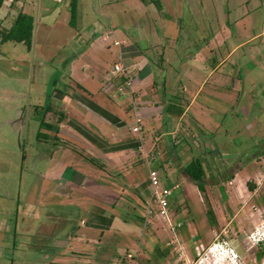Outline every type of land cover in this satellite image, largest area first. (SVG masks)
Here are the masks:
<instances>
[{
  "label": "rangeland",
  "instance_id": "obj_1",
  "mask_svg": "<svg viewBox=\"0 0 264 264\" xmlns=\"http://www.w3.org/2000/svg\"><path fill=\"white\" fill-rule=\"evenodd\" d=\"M78 3L75 25L69 23L67 0H4L0 7L1 28H9L19 11L32 15L35 25L30 48L22 42H0V264H49L56 252L71 254L69 248L57 247L66 228L81 236L87 216L80 201L66 197L61 205L51 203L56 181L43 179L47 160L36 157L42 146L52 145H44L37 133L45 132L42 120L52 122L46 106H53L62 93H70V60L86 51L84 59L97 57L100 65L110 66L116 53L114 37L136 43L143 56H150L147 59L159 84L165 78L166 86L177 87L180 80V96L170 90L169 98L179 99L183 107L192 100L185 117L171 120L175 128L180 123V165L198 158L200 147L219 141L225 161L231 153L235 159L241 156L245 171L264 169L252 160L264 149V136L257 132L264 121L250 118L252 113L259 116L257 108L252 111L251 95L264 82V0H160L161 10L147 0ZM105 35L108 38L103 39ZM84 59L76 61L80 69L91 65ZM84 71L90 72V67ZM231 81L233 109L220 116L201 98L209 92L219 96ZM241 105L249 111L250 130L242 128ZM184 128L193 136L181 138ZM215 164L205 170L213 172L210 178L217 181L215 185L224 182L219 189L222 203L228 199L223 192L225 177L235 165ZM136 169L140 176L146 175L144 165ZM158 175L162 187L179 185L170 197L173 220L180 224L177 241L169 243L172 232L146 216V200L138 201L140 206L135 205L130 215L127 209H119L130 201L120 200L112 208L105 207L121 211L118 217L127 222L118 225L112 246L96 247L86 255L92 264H99L100 257L106 264H264V210L255 213L257 225L244 228L239 223V218L248 221L244 215L235 216L228 225L232 214L226 213L223 203L219 215L214 212L216 222H211L206 213L209 204L201 193L204 208L195 209L189 201L185 213L190 214L184 216L181 200L190 179L176 160L163 164ZM232 200L233 208H239V202ZM259 202L264 204V193ZM238 229H242L241 238L236 235ZM75 264L84 263L77 260Z\"/></svg>",
  "mask_w": 264,
  "mask_h": 264
},
{
  "label": "crops",
  "instance_id": "obj_2",
  "mask_svg": "<svg viewBox=\"0 0 264 264\" xmlns=\"http://www.w3.org/2000/svg\"><path fill=\"white\" fill-rule=\"evenodd\" d=\"M67 1L69 3V0ZM110 34H112L111 31ZM105 38L108 36L105 35L103 39ZM114 40H118L121 45L113 44L116 53L108 67L100 65L97 57L84 59L88 57L86 51L79 52L77 57L70 60L67 68L69 81L67 86L70 93L65 92L55 97L49 111V114H52V122L48 123L55 124L56 128H42L46 136L42 137L41 141L44 145L48 142L52 146L49 148L42 146L36 158L47 160V170L43 171V179L56 181L51 203L61 205L65 201L64 198L70 197L69 200L80 201L87 216L84 222L85 228L80 237L72 227H68L65 229V238L57 245V247L69 248L71 254L64 255L56 252V255L49 260V264H75L77 260H81L84 264H92V258L86 255L94 251L96 247L98 250H103L106 246H112L116 241L115 230L118 225L121 223L125 225L127 222L126 219L122 220L118 217L121 211L107 209L105 205L112 208L117 201L128 199L130 202L124 201L125 204L119 209H127V215L132 214L135 205L140 206L141 202H145L150 195L149 168L156 169L159 173V168L163 164L176 160L179 170L180 166L183 170L192 160L190 159L185 165H180L178 153L180 130L177 129L180 128V123H176L177 128L171 123V120L175 118L180 120L185 117L186 110L192 102L191 100L183 107L179 99L176 101L169 98L174 92L177 93L176 97L180 96V80L177 87L176 85L166 86L165 78L159 84L153 77L154 71L147 59H151L149 55L143 56L136 43L123 41L122 43L116 37ZM118 53H121L122 64L128 73L130 85H126V77L122 73H112V66L116 62ZM80 58L87 60V63L91 65L83 64L80 69L76 64ZM87 67H90L88 73L84 71ZM263 84L264 82H260V85L255 86V93L251 95L252 111L256 108L259 110L258 117L253 113L250 114L253 122L260 123V119L264 121ZM219 85L227 88V85ZM253 86L254 84L251 87ZM232 87L233 81L228 86V90L219 91V96L216 92H209L201 99L220 116L226 115L233 109ZM168 102L171 103L168 104ZM239 111L242 128L252 129L251 119L247 118L248 109L241 105ZM135 115L140 119L138 124L142 141L132 130L135 126ZM188 130L184 128L185 134L181 138L184 139L187 134L189 137L193 136ZM257 132L264 136V123ZM216 134L219 135V133ZM223 148V144L219 141L206 148L200 147L202 152L198 159L206 177L203 195L208 198L209 207L217 215H219L218 208L220 209L225 203L226 213L232 214L228 225L234 223L235 216L242 218V215L248 221L245 223V220L239 218L241 226L249 228L257 225L255 213L264 210V204L259 202L260 195L264 193V169H257L254 172L245 171L241 156L235 159V155H230L231 153H229L230 160L225 161L226 155L221 152ZM151 150L153 151L151 162L147 164L144 160V152ZM252 160L264 168V149L253 156ZM217 161L235 165L229 178L225 177L227 187L223 192L228 199L222 203L223 196L219 189L224 182L219 181L220 184L215 185L217 181L212 182L213 179L210 178L213 172L205 170L210 163L215 164ZM139 165L145 166L146 175L140 176L137 173L136 168ZM247 184L251 186V189L247 187ZM187 185L188 191H183L185 198L181 200V203L184 201L181 205L184 216L190 214L185 213L189 201L195 209L204 208L201 192L198 189V193L194 192L193 187L196 186L192 182ZM188 194L194 199H191ZM233 198L239 202L237 209L233 208ZM138 201L141 202L138 203ZM73 203L75 202L71 204ZM252 207L255 210H252ZM189 225L188 223V227ZM236 231V235L239 234L237 237L241 238L242 229ZM95 233L99 235L95 236ZM57 239L54 237L55 241ZM97 260L99 264H106V260L104 263L102 257Z\"/></svg>",
  "mask_w": 264,
  "mask_h": 264
},
{
  "label": "trees",
  "instance_id": "obj_3",
  "mask_svg": "<svg viewBox=\"0 0 264 264\" xmlns=\"http://www.w3.org/2000/svg\"><path fill=\"white\" fill-rule=\"evenodd\" d=\"M3 1L4 0H0V7L2 6ZM147 1L150 4L153 3L156 6L157 10H161L162 5L160 3V0H147ZM68 8L70 12L69 23L71 25H75L78 16V0H69ZM33 26H34L33 16L23 11H19L9 28L0 27V42H5V41L22 42L28 48H30L33 38ZM50 110H51V105H47L45 111L49 112ZM40 127L45 129H55L56 125L42 120L40 123ZM37 136L45 137L46 134L39 131L37 133ZM183 171L185 175L190 179V181L203 194L204 186L206 184V177L200 160L198 158L192 159L183 168ZM247 187L251 189V186L249 184H247ZM204 199L207 202V198L205 195H204ZM206 213L211 222H216V217L214 215V212L209 206L206 209Z\"/></svg>",
  "mask_w": 264,
  "mask_h": 264
},
{
  "label": "built area",
  "instance_id": "obj_4",
  "mask_svg": "<svg viewBox=\"0 0 264 264\" xmlns=\"http://www.w3.org/2000/svg\"><path fill=\"white\" fill-rule=\"evenodd\" d=\"M113 44L116 46L121 45L118 40H114ZM112 73H122L126 77V85H130L128 73L124 68V65L122 64L121 53H118L116 57V62L112 66ZM139 122V117L135 115V126H133L132 130L136 132L138 139L142 141V136L140 135V126L138 124ZM152 153V150L147 153L144 152V160L147 164L151 162ZM148 181L150 195L146 199V216H152V219L161 221L164 230L168 229L172 232L173 238L169 243H174L177 241V235L175 231L180 226V224L173 220L172 212L170 209V197L173 194V191L177 189L179 185L174 184L171 187H162L160 185L158 172L153 168H149Z\"/></svg>",
  "mask_w": 264,
  "mask_h": 264
},
{
  "label": "water",
  "instance_id": "obj_5",
  "mask_svg": "<svg viewBox=\"0 0 264 264\" xmlns=\"http://www.w3.org/2000/svg\"><path fill=\"white\" fill-rule=\"evenodd\" d=\"M35 29V25L33 26V30Z\"/></svg>",
  "mask_w": 264,
  "mask_h": 264
}]
</instances>
